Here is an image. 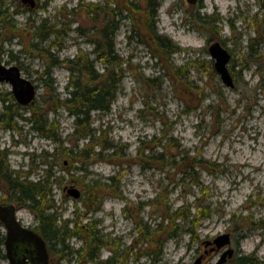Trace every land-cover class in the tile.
<instances>
[{
	"label": "rangeland",
	"instance_id": "rangeland-1",
	"mask_svg": "<svg viewBox=\"0 0 264 264\" xmlns=\"http://www.w3.org/2000/svg\"><path fill=\"white\" fill-rule=\"evenodd\" d=\"M32 1L34 8L23 0H0V10L6 12L0 15V61L17 66L37 87L34 104L45 110L68 97L65 87L75 75L72 67H77L68 60L78 57V66L87 62L91 71L103 73L93 42L106 20L116 13L125 17L114 36L120 61L110 66L120 78L118 91L107 112L93 111L89 125L78 127L79 132L91 130L89 160L73 164L61 150L42 157L59 146L73 153L87 142L76 143L71 136V106L47 115L54 125L50 133L62 144L32 129L26 120L32 112L28 107L14 108L19 116L9 127L0 125L6 171L46 180V200L53 206L56 225L65 221L72 232L60 243L46 242L50 264H99L109 257L118 264H195L203 243L224 233L231 234L235 250L227 264L243 256L264 264V20L259 0H201L197 5L156 0L154 26L147 25L146 0ZM153 33L179 50L163 51ZM215 41L231 56L233 88L214 70L208 47ZM54 60L62 63L51 68L48 83L55 93L50 94L43 72ZM9 91L10 85L0 83L1 99H8ZM155 139L161 141L157 147L151 144ZM147 147L152 149L145 151ZM179 152L186 159L176 167L155 157L166 153L171 163L169 156L179 161ZM194 156L208 164L189 173L185 168ZM184 170L197 182L182 176ZM87 185L94 186L92 193L102 200L97 211H86L84 200L93 198H85ZM70 186L81 192L79 199L63 191ZM7 199L13 201V194L0 181V202ZM180 207L196 221L194 226L182 221L169 225ZM19 209L21 223L35 228L34 213L23 205ZM198 209L208 217L199 218ZM162 221L164 227L175 228V238L164 242L162 232L155 233ZM92 228L104 245L94 262L72 254L84 250V237ZM4 234L0 224V240ZM221 254L199 264H215ZM0 264H9L4 245Z\"/></svg>",
	"mask_w": 264,
	"mask_h": 264
},
{
	"label": "trees",
	"instance_id": "trees-1",
	"mask_svg": "<svg viewBox=\"0 0 264 264\" xmlns=\"http://www.w3.org/2000/svg\"><path fill=\"white\" fill-rule=\"evenodd\" d=\"M146 8H145V14L147 17V25H149L152 22V25L154 26V20L157 16V8L158 3L156 0H146ZM260 7L258 12L259 15H261L262 20H264V0H259ZM1 8V7H0ZM0 15L3 13H6L4 10H0ZM118 17V20H114V18ZM122 15L116 13L115 16L112 17L111 20H106L103 24V26L100 28L98 33V39L93 42V53L96 56V61H98L100 64L103 65V73H96L95 71H91V68H89L86 64L87 62L81 63L80 66V59L76 57V59L68 60L69 63L77 66L76 68L72 67V73L73 74L71 81L67 83L66 85V91L68 94V97L62 101L59 102V106H55L52 109H42L37 104H32L30 106H27L32 112L29 116V118H26L27 122L30 123L32 129H34L35 132L41 135V137L48 139L50 141H53L55 143L60 142L59 139L56 138V134L50 133L49 127H53V123L48 120L49 112L55 113V111L60 108L67 105V107L71 106V109H68L69 114L73 117V125L74 130L72 133V137H76L75 140L77 141L81 140H87L85 144L81 147L80 150H77L76 152L72 153V149L62 148L61 146L56 147L54 150V154H47L43 153L44 156L42 157H48V156H54L58 150H61L62 153L65 155L69 154V159L73 164H82L84 160H89L92 156L91 154H87L86 148L90 145V132L91 130L89 128L82 130L79 132V126L83 122H87L89 125V118L90 114L93 111L105 113L109 110L110 103L113 101L116 92L118 91V84L120 82V78L115 75L114 69H111L110 66L115 65L120 60L117 58L115 54V43H114V36L116 31L119 28L120 21L124 19ZM202 19V18H201ZM202 22L204 23L205 20L202 19ZM207 23V22H205ZM154 38L157 42V45L163 51L170 50V53L176 52L179 50V48L175 47L167 38L164 36H157L154 34ZM62 62H58V60H54L51 67H48L46 71L43 72V76H45V81H47V88L46 92L53 94L55 93V87L52 86V83H48L50 81V73L51 68L56 67L60 65ZM88 85V86H87ZM90 85V86H89ZM37 88V87H36ZM6 96L8 99H1L2 102V110L0 112V125H3L4 127H9V122L13 121V118L19 114H17V111H14V108L17 110L26 108L21 107L16 103H13L11 98V92H7ZM11 100V103L6 104V101ZM35 102V101H34ZM9 114V117L7 115ZM17 117V116H16ZM9 119V121H8ZM7 123V124H6ZM79 127V128H78ZM160 140L155 139L151 141V144L154 143L155 146L160 145ZM62 144V142H60ZM78 147V146H77ZM111 147H104L102 149H110ZM164 148H166V145H164ZM141 149V147H139ZM152 148L147 147L145 151H149ZM178 156H180L179 161L174 159V156L172 154L169 156L172 160H170L171 163L168 162L169 159L166 158V153H161L156 155V159H159L162 164L167 163L169 166H180V164L185 161L186 156L183 155L181 152H179ZM177 156V157H178ZM6 153L1 152L0 153V181H2L12 192L13 194V201L16 205H23L30 209L34 215L37 218L38 225L35 228L36 232L39 233L42 238L47 242H57L60 243L64 241V237L71 236L72 232L71 230H66V222L63 221L60 225V227H57L56 222L57 219L55 217V213H51L53 210V206H50L48 203V200H46L48 196V190H47V183L46 180H32L26 177V175L21 174L18 171H12L8 173L7 166L2 162V159H5ZM178 159V158H177ZM191 164L187 165L185 168L189 173H193L194 167L199 166L201 168L205 167L206 164H208L207 161H204L202 159H198L197 157H191ZM47 164V163H46ZM45 164V165H46ZM176 165V166H175ZM72 168H76L74 165H72ZM189 168V170H188ZM186 170L182 172V176L185 174H189ZM48 175L49 174V171ZM28 175V174H27ZM116 176H110L108 178L109 181H114ZM194 182H197L195 176L190 177ZM94 187V186H93ZM92 186H86V192H85V198H88L91 194L93 196L92 200L82 198L84 200V205L87 210H93L97 211L99 210L102 200L97 199L96 194L92 193ZM90 188V189H89ZM92 188V189H91ZM106 190V189H105ZM10 201L9 199H7ZM3 200V202L7 201ZM12 201V200H11ZM10 201V202H11ZM89 203V205H88ZM49 211V212H48ZM203 211L198 209L197 213L199 214V218L205 219L208 217L207 214H203ZM189 217H191L190 213L186 211V208L180 207L171 214L170 216V223L169 225L172 226V224L175 221H182L186 224H191L194 226V222L189 220ZM77 226V225H76ZM93 229V228H92ZM162 232V238L164 239V242L173 239L176 237V231L174 227H164L163 221L161 223H158L155 229V233ZM166 231V232H165ZM186 232H190V229L185 230ZM84 233V232H83ZM88 233V232H86ZM96 230H91L90 233L87 234V236L84 237V250L81 252L79 248L75 250L72 254L80 256H86V259L90 262L97 261V258L99 256V252L101 247L104 245L99 242V239L95 237ZM164 235V237H163ZM150 240L152 239L151 236H147ZM166 238V239H165ZM4 243V237L2 236L0 240V246H2ZM64 250V249H63ZM68 254L63 255V257H67ZM83 256V257H84ZM99 264H118V262L112 258L109 257L103 262ZM235 264H253V261L251 258L243 256L236 260Z\"/></svg>",
	"mask_w": 264,
	"mask_h": 264
},
{
	"label": "water",
	"instance_id": "water-1",
	"mask_svg": "<svg viewBox=\"0 0 264 264\" xmlns=\"http://www.w3.org/2000/svg\"><path fill=\"white\" fill-rule=\"evenodd\" d=\"M29 2L31 8L34 7L32 0ZM190 5H197L201 0H186ZM208 52L214 60V70L219 75L226 87L233 88V78L228 70L230 54L220 44L215 41L208 47ZM0 83L10 85V92L15 103L21 107H27L34 103L36 97V86L21 75V70L17 66H4L0 61ZM63 191L66 195L79 199L81 192L73 187H65ZM18 207L12 204H0V222L5 229V255L9 264H50L49 253L46 241L34 229L24 227L16 217ZM210 243L214 244L216 251L224 248L221 256L215 264H226L232 259L234 249L231 247V234L224 233L218 235ZM208 244V243H207ZM200 263L198 258L195 264Z\"/></svg>",
	"mask_w": 264,
	"mask_h": 264
},
{
	"label": "flooded vegetation",
	"instance_id": "flooded-vegetation-1",
	"mask_svg": "<svg viewBox=\"0 0 264 264\" xmlns=\"http://www.w3.org/2000/svg\"><path fill=\"white\" fill-rule=\"evenodd\" d=\"M200 2V1H199ZM198 4V3H197ZM34 8V7H33ZM64 189V188H63ZM2 203H8V204H12V205H14L15 207H18V209H17V211H16V215L18 214L19 215V205H16L15 204V202L14 201H5V202H0V204H2ZM17 217V216H16ZM18 219V218H17ZM19 220V219H18ZM19 222L21 223V221L19 220ZM0 224H2L1 222H0ZM22 224V223H21ZM23 225V224H22ZM24 227H27V228H30V227H28V226H25V225H23ZM37 227V226H36ZM35 227V228H36ZM35 228H30V229H34L35 230ZM4 239H5V234H4ZM212 240H207V241H205L204 243H203V247H202V249H201V251H200V253H199V257H200V261L202 262V261H204V260H206V258L207 257H211V256H213L214 254H218V253H222L223 251H224V248H222L221 250H219V251H216L215 249L213 250V248H214V244L213 243H210ZM208 243V244H207ZM101 249H103V247H101ZM100 249V250H101ZM234 252H235V250H234ZM233 256H234V254H233ZM233 258V257H232ZM231 260V259H230ZM229 260V261H230ZM228 261V262H229ZM200 262V263H201ZM227 262V263H228ZM226 263V264H227Z\"/></svg>",
	"mask_w": 264,
	"mask_h": 264
},
{
	"label": "bare ground",
	"instance_id": "bare-ground-1",
	"mask_svg": "<svg viewBox=\"0 0 264 264\" xmlns=\"http://www.w3.org/2000/svg\"><path fill=\"white\" fill-rule=\"evenodd\" d=\"M88 86V85H87ZM90 86V85H89Z\"/></svg>",
	"mask_w": 264,
	"mask_h": 264
}]
</instances>
